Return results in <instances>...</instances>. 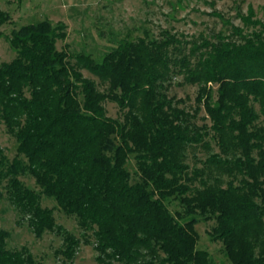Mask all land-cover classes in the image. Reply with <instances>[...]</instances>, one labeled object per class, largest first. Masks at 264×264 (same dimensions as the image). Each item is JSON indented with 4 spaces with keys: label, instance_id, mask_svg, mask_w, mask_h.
<instances>
[{
    "label": "trees",
    "instance_id": "16d2710c",
    "mask_svg": "<svg viewBox=\"0 0 264 264\" xmlns=\"http://www.w3.org/2000/svg\"><path fill=\"white\" fill-rule=\"evenodd\" d=\"M253 17L250 10L242 27L226 21L230 34L197 41L168 31L159 40H121L101 61L58 50L57 41L67 38L62 24L42 20L11 32L15 57L0 64V125L14 137L17 157L9 161L0 150V186L6 182L10 203L36 238L61 236L64 264H73L80 241L56 225L40 195L92 232L102 264H212L197 249V217L214 219L210 237L230 264H264V128L254 126L252 106L264 116V23ZM8 20L0 9V24ZM176 75L197 86L195 102L220 152H239L233 161L210 160L232 165L246 178L239 186L192 190L184 153L208 134L167 96ZM104 102L116 104L122 119L108 117ZM26 175L40 193L20 181ZM170 201L182 212L173 215ZM8 237L0 231V264H38L25 248L7 249Z\"/></svg>",
    "mask_w": 264,
    "mask_h": 264
},
{
    "label": "rangeland",
    "instance_id": "374dc122",
    "mask_svg": "<svg viewBox=\"0 0 264 264\" xmlns=\"http://www.w3.org/2000/svg\"><path fill=\"white\" fill-rule=\"evenodd\" d=\"M0 9L9 17L6 23L0 24V64L15 57L8 43L11 32L42 20L65 26L67 38L57 41L58 50L67 49L72 55L83 53L96 61H101L121 40L136 41L142 37L159 40L164 31L186 42L197 41L202 36L210 38L218 33L230 34L224 22L242 27L241 17L250 10L254 13V20L264 23V0H0ZM250 31L245 29V33ZM81 73L94 81L100 92L106 91V86L96 77L87 71ZM197 89V86L184 83L181 75H176L167 91L169 98L181 101L179 108L193 115L191 122L197 128L206 127L202 132L208 134L203 135L201 143L189 145L184 153L187 175L194 182L192 190L204 187L225 189L229 183L239 186L246 178L232 165L221 166L210 162L214 156L233 161L240 154L231 152L225 156L220 152L217 138L210 129L211 123L195 102ZM216 90L217 86H213L214 99ZM252 106L259 114L254 126L264 128V116L260 115L259 106ZM103 107L108 117L122 119L116 104L104 102ZM0 150L9 161L17 157L16 141L4 125H0ZM127 170L132 183L137 182L134 156L129 158ZM19 179L27 188L40 193L33 177L26 175ZM5 185L6 182H3L0 186V231L9 234L6 248L11 251L25 248L38 264H64L58 254L62 248L61 236L45 232L41 238H36L26 217H22L10 203ZM40 204L52 210L56 225L79 239L73 264H102L97 260L99 255L91 231H82L76 218L64 214L53 199L40 195ZM168 209L175 215L183 208L177 201H170ZM197 219V249L206 251L212 264H230L224 255L222 243L210 237L211 230L216 226L214 219Z\"/></svg>",
    "mask_w": 264,
    "mask_h": 264
}]
</instances>
